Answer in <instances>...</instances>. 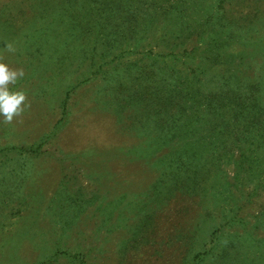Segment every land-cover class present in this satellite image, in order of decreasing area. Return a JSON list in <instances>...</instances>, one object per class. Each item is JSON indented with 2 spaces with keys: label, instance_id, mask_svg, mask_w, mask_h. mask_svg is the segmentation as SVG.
<instances>
[{
  "label": "rangeland",
  "instance_id": "rangeland-1",
  "mask_svg": "<svg viewBox=\"0 0 264 264\" xmlns=\"http://www.w3.org/2000/svg\"><path fill=\"white\" fill-rule=\"evenodd\" d=\"M0 62V264H264V0H0Z\"/></svg>",
  "mask_w": 264,
  "mask_h": 264
},
{
  "label": "clouds",
  "instance_id": "clouds-1",
  "mask_svg": "<svg viewBox=\"0 0 264 264\" xmlns=\"http://www.w3.org/2000/svg\"><path fill=\"white\" fill-rule=\"evenodd\" d=\"M8 52H14L11 43H5ZM24 76L22 68L13 69L6 63L0 62V117L4 124H11L17 117H21L26 108H30L27 102V94L23 90H12L9 85H14Z\"/></svg>",
  "mask_w": 264,
  "mask_h": 264
},
{
  "label": "trees",
  "instance_id": "trees-1",
  "mask_svg": "<svg viewBox=\"0 0 264 264\" xmlns=\"http://www.w3.org/2000/svg\"><path fill=\"white\" fill-rule=\"evenodd\" d=\"M158 84H155L154 85V90H153V95L151 97V101L152 103L154 102L155 104H159V103H164V104H168V102L172 103V93L176 94V91L175 90H171V89H168V91H161L165 88V85H162V86H158ZM195 89H190L189 92L190 94L192 93L193 96L195 95V93L197 91H194ZM171 91H173L171 93ZM192 100V98H190ZM157 100V101H156ZM191 104H193V100L191 102ZM159 105H162V104H159ZM179 110V109H177Z\"/></svg>",
  "mask_w": 264,
  "mask_h": 264
}]
</instances>
